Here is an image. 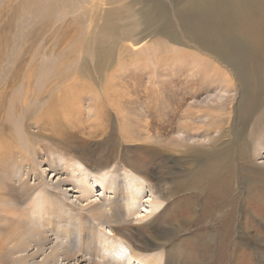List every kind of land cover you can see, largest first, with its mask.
I'll list each match as a JSON object with an SVG mask.
<instances>
[{"label": "rangeland", "instance_id": "obj_1", "mask_svg": "<svg viewBox=\"0 0 264 264\" xmlns=\"http://www.w3.org/2000/svg\"><path fill=\"white\" fill-rule=\"evenodd\" d=\"M192 1L195 0H0V129L10 127L0 137L4 143L9 141L0 148V186L9 193L24 187L29 197L26 201L29 207L36 187L50 189L60 186L62 190H67L69 197L58 198L57 209L49 210L50 216L46 218L56 219L68 206L71 209L69 215L72 210H78L75 222L81 221L77 225L80 226L85 225L82 220L86 217L83 207L87 204H105L113 199V188H109L108 181L106 184L109 178L105 177L110 176V173L118 176V188L127 192L124 193V201H120L124 221L119 218L118 222H111L109 226H96L91 221L89 225L97 229L96 251L91 255L93 264H147L146 258L149 257H154L156 264H264V85H260L263 87L257 97L261 103L256 106L253 101L240 99L247 92L242 88L245 86L238 85L230 69L222 64L216 66V75L212 73L213 64L208 56L200 55V61L197 60L198 63L193 67L184 55L178 53L167 61L166 57L171 53H161L160 46L154 45L150 49L154 51L150 53L153 54L151 57L156 55L155 58L163 64L152 78L147 69L143 70V64L152 63L150 61L153 58L145 59V55L141 56L143 54L129 55L123 51L120 57H115L114 62L108 65V61L98 63L92 51L102 38L104 23L113 25L115 33H126L121 37L119 46L126 42L122 40L124 37L132 35L135 40L144 31L150 32L147 39L150 44H154L160 35L154 36L151 30L158 26L164 28L166 23L168 26L173 25L171 34L182 33L184 21L178 17V13ZM164 3L168 6L165 15L155 21L151 16H155L159 4L165 9ZM211 3L213 8L229 6L237 14L232 20L225 18L224 14L217 16V20L223 19L221 23L227 26L220 37L213 41V45L217 48L222 43L236 45L243 37V24L249 20L248 24L253 26L254 32L248 31L249 36L253 32V38L247 46L253 49L254 56H263L261 40L264 41V22L258 18L263 15V0H249L240 7L235 6L234 0H210ZM209 10L210 7L206 14L203 8L191 11L195 19L187 25L188 31L202 26ZM168 44L170 48H179L170 42ZM182 50L186 55L196 54L191 50ZM243 50V47L238 46L235 52L240 54ZM57 60L66 61L67 66L78 65V73L83 79L99 78L101 93H108L109 85L113 89L114 84L118 87L117 95L131 94L125 101L126 113L118 117L110 109L111 119H108L99 110L93 109L89 98L85 96L80 109L65 106L60 109L59 113L65 115L66 120L62 124L63 128L52 127L55 132H71L68 143L66 140L58 142L55 137L41 138L38 126L31 120H25L22 133H17L9 124L11 104L14 103L21 113L23 105L19 101L25 95V86L30 88L28 94L32 95L26 99L27 107L33 108L31 99H36V95L47 98L45 91L48 87L40 86L41 75L43 78L42 73L49 70L44 68V64L49 66ZM199 65L204 66V69L209 68L205 77L197 72ZM49 80L53 86L60 85L55 76L44 82L47 84ZM107 80L115 82L106 84ZM71 83L72 88L67 91L69 96L75 92L89 94L81 83ZM120 83L126 88H119ZM252 84L256 85V81ZM145 90H148L149 96H157L160 101L158 106L169 105L174 116L154 121L141 106L134 105L136 95L143 97L147 93ZM174 96L179 105L169 103ZM129 101L133 102L131 109L127 106ZM198 104L212 112L211 126L220 125L221 129L236 119L232 136L226 139L233 138L236 141L220 147L221 155L216 159L219 161L220 158L221 164H207L205 171L213 172L198 176L195 181L190 177L193 172H188L194 163L188 164L184 154L188 144L185 143L182 148L179 144L183 142L177 144L176 140L179 132L193 135L194 138L197 134L198 144L209 146L206 140L213 135L211 130L205 131L209 125L207 121L204 120L207 125L201 127L202 124L196 122L198 120L192 123L187 119L204 114L198 111ZM160 113L158 109L152 113V117ZM125 118L132 121L130 125L135 132H130L142 141L125 140L124 128L127 127L122 123ZM51 123L47 124V128H51ZM96 123H101L100 127L103 123L109 125L113 138L102 142L103 130L94 129ZM181 124L201 128L196 127L198 129L184 133ZM73 125L82 131L70 130ZM141 143L145 147L139 149ZM69 147H72L74 156L81 159L79 163L76 160L73 164H66ZM212 151L215 153L218 150ZM220 167L221 172L217 174ZM113 168L120 172H114ZM124 168L127 169L122 170ZM107 169H110L109 174ZM101 185H108L109 191L102 189ZM81 187L90 192L86 201L79 196ZM170 187L172 192L167 194ZM174 187L178 189L174 190ZM130 192L135 196L133 201L126 197ZM119 195H123V192L117 191L115 197ZM160 201L164 202L156 210L155 205ZM160 208H163L160 217L151 221ZM5 210L0 211V228L6 229L5 237L12 239L13 243H19L22 239L19 234L21 231L18 232L19 221L35 223L39 216L19 218L9 214L7 220ZM189 221L198 224L193 226L187 223ZM45 222L50 223L47 235L51 244L65 245V239L56 240L49 232L51 229L56 230L59 222L47 219ZM185 223L191 227L182 231ZM162 229L168 231V241L164 246L140 251L144 240ZM88 234L92 233L87 232L86 236ZM13 243L12 246L17 247ZM32 246L24 253L34 252ZM15 256H6L4 253L0 264H17ZM40 258L38 255L33 260L37 262ZM59 262L64 264L61 260Z\"/></svg>", "mask_w": 264, "mask_h": 264}, {"label": "bare ground", "instance_id": "obj_2", "mask_svg": "<svg viewBox=\"0 0 264 264\" xmlns=\"http://www.w3.org/2000/svg\"><path fill=\"white\" fill-rule=\"evenodd\" d=\"M248 1L249 0H234V4L236 7H240L242 5H245L246 2ZM187 5L188 7L180 10V12L178 13V17L182 20V22L184 21L183 23L184 31L182 32L183 35L178 36L181 35L182 33L179 34L175 33L176 35L171 34L173 25L168 26L166 23L164 28L162 26H158V28H153L151 30V33H153L154 36L160 35L158 38L154 40V44H150L148 42L149 40L147 39V36L149 35L150 32L144 31L140 35V37L135 38V40L132 39V35H128L124 37L122 40H126V42L119 46V43L121 42L120 40L121 37L124 36L126 33L122 31L115 33L116 28L113 25L109 24L108 22H107L108 25L104 23L102 25V29L104 31L102 38L98 42V46L94 50H92L93 52H95V58L97 59L98 63H101L103 61L104 62L108 61L109 62L108 65H111L115 60L114 58L117 56L120 57L123 51L128 52L129 55L143 54L141 56L145 55V59H149V58L152 59L153 57H151V55L153 54L150 53H154V51L151 52L152 50L150 49L154 45L160 46L161 53L165 51L167 53L168 51L171 53L169 56L166 57L167 61L171 60L172 56L178 53L182 56L184 55L183 57H186V59H188L189 61L188 63H192L193 67L196 62L198 63V61H200L199 59L200 55H205L206 57L207 56L209 57V59L213 64L214 71L212 70V73L214 75H216V69H215L216 66L218 65L221 66L223 64L224 67H227L228 69L231 70L238 85L245 86L242 88L247 92V94L245 96L241 95L240 98L241 100L253 101V104L256 106L260 104L261 102L259 101L257 95H259L258 93L260 89L263 87L260 85L261 84L264 85V55L259 57L254 56L253 49L247 46L248 42L252 40L253 32H254L253 26L248 24L249 20L246 21L245 24H243L242 27L244 29V34L242 39L238 40L236 45L230 46V45H226L225 43H222V45L219 48H217L213 45L214 43L213 41L217 40L220 37V35L224 32L227 26L226 23H221L223 19L217 20V16L220 17L223 16L224 14L225 18H231L232 20V18L235 17L237 14L233 13L232 10H230L229 6L213 8L212 3L210 4V0H195ZM164 6L165 9L159 4L155 16L152 15L151 18L154 17L155 21L157 19L163 18L165 15V10L168 7L165 3ZM208 7H210V10L208 12V16H205L204 24H202V26H196L195 28H193L192 31H188L187 25L190 24L191 21L195 19L194 15L191 14V11H198L201 8H203L206 14ZM168 9L170 10V8ZM258 18L260 21L264 22V9H263V15L258 16ZM150 26L153 27V25ZM249 30L253 31L250 36L248 32ZM168 42L172 43L175 46H178L179 48L168 47L169 46ZM238 46H241L244 49L243 52L240 54H237L235 52V50L238 49ZM261 46L264 48V41L262 42V40H261ZM182 49L194 51L196 52V54L186 55L185 54L186 52H184V50ZM155 57L157 56L155 55L153 60L150 61L152 63L143 64V70L147 69L150 72V75H152L151 76L152 78L154 75H157L158 69L163 64V62H161L160 59L158 60ZM211 62H209L210 65H212ZM185 63H187V61ZM44 66H45L44 68H47L49 70L46 73H42L43 78L41 75L40 80H41V84H45L46 86H43L41 84L40 86L42 88L48 87V90L45 91L47 98H45L44 95H36V99H34V97L33 99H31L33 103L32 105L33 108L27 107L26 99H28V97L31 94H28L30 92V88L28 86H25L24 87L25 95H23L19 101V103L23 105V108L21 109V113H19V109L16 108V105L14 103L11 104L10 107L11 116L10 115L8 116L9 124H11V128H14L17 131V133L19 132L22 133L25 120L26 121L31 120L35 123L36 126H38L39 129L38 134L40 135L41 138L55 137V140L58 142H64V140H66V143H68L69 142L68 139L71 137V132L65 133L63 132V130L55 132L52 129V127L58 126L59 128H63L62 124H65L66 120L64 117L65 115L63 116L62 114L59 113L60 109L64 106L67 108L71 107L72 109H80L83 105V99L85 96L89 98L90 104L93 107V109L99 110L100 113H102L104 117H108V119H111V115L109 113L110 109H112L118 117H120V114L126 113V110H124L126 108V102H127L126 100L131 94L117 95L116 91L118 87H116L114 84L112 85L113 89L109 85L110 91L108 93L106 91L105 92L102 91L101 93L102 87H99L101 83L99 78L93 77L92 80L83 79V77L78 73V65L74 64L73 66L71 64V66H67L66 61L59 62V60H57V62L53 63L52 65L48 66V64H44ZM199 67L200 68H197V72H199L200 74L202 73L203 76L205 77V74L209 68L205 67L204 69V66L202 65L201 66L199 65ZM51 74L53 75L51 78L55 76L57 81L60 82V85L53 86L51 80H49L47 84L44 82V80L51 79L50 78ZM69 81L74 83H81L85 87L84 88L85 92L89 94L75 92L73 93V95L69 96L67 91L72 88V83ZM111 81L115 82V80H110V81L107 80L106 84H109V82ZM253 81L254 82L256 81V85L252 84ZM105 82L102 83L105 84ZM248 83L251 84L247 85ZM122 87L126 88V85L120 83L119 88ZM255 87L257 88V90L255 89ZM254 90L256 91L255 93H253ZM145 92L147 93H145L143 97L136 95L137 99L135 102L136 104L134 105L141 106V108L148 113V117H151V119H154V121H160L162 118H169L174 116V112L169 109V105L162 107L158 106V103H160V101L157 98V96L151 97L149 96L150 94L148 93V90H145ZM159 98L162 100L161 97ZM173 98H174L173 100H171L170 98L169 103L173 102L175 105H179V102L175 100V96ZM132 103H133L132 101L128 102L127 106L129 109H131L130 106ZM197 108L199 112L203 111L204 114L203 115L197 114L196 116L193 117L194 119L192 117H188L187 119L192 123L194 122V120L195 121L198 120L196 122L202 124L201 127L209 124L206 126L207 130H205V131L211 130V133L213 135L211 137H208V139L206 138L207 139L206 143L209 146H204L203 145L204 143L198 144L199 140H197L198 137L197 134H195L196 136L194 138L193 135L192 136L183 135L181 132H179L177 134L178 136L176 140L177 144L179 142H183L182 144H179V146L182 148L184 147L185 143L188 144V148L185 149L184 154H186V158H188V164L194 163V166L190 170H188V172H193L190 177H192L195 181L197 180L198 176H204V175L206 176L213 172V171L210 172L205 171V169H207V164L208 165L221 164L220 158L219 161H217L216 159L221 155L219 152L220 147L228 145L229 143H235L236 141L233 138L232 140L229 139L228 141H226V139L229 138V135L232 136V130L234 128L233 125L236 123V119H234L230 125L228 124L229 126L227 127L223 126L221 129H219L220 125H215V126L210 125V121L213 120L212 119L213 114L212 112H208L209 110L208 108L204 109L201 104H198ZM158 109H160L161 115L154 114L157 118L156 117L153 118L152 113L157 112ZM183 116L185 117V115ZM204 120L207 121V124L205 123L206 125L204 124L205 122ZM49 123H51V128H47V124ZM122 123L123 126L127 127V129L124 128L126 131V134L124 135L126 141H134V142L142 141L140 140V138L139 139L135 138V136L132 134L133 132H135L130 125L132 124V121H129L127 118H125L124 121L122 120ZM100 125L101 123H96L95 125L96 127H94V129L103 130L102 136H104V138L102 142L105 141L107 142L111 140L113 138L112 136L113 131L111 132L110 130L111 127L109 125L107 126L105 123H103L102 127H100ZM181 126H182L181 129L184 131V133L188 132L189 130H196L198 128H201L200 126H196L198 127L196 128L195 126H190L186 124L183 125L181 124ZM26 127L27 125L25 126V128ZM169 128H171L170 125ZM9 129L10 127L0 129V137L5 134L6 130ZM72 129H77L78 131H82V129L80 127H76V125L75 126L73 125L70 130ZM130 130L132 133L130 132ZM94 132L95 131L93 130L92 133ZM17 137L18 139H20L19 135ZM10 140L13 141L15 139H10ZM8 142L4 143L0 141V148L4 147L5 146L4 144H7ZM222 143L225 144L221 145ZM142 144L144 143L138 145L139 149L145 147ZM71 150L72 147H69V149L66 152L68 157L65 160L66 164L68 163L73 164V161L76 160H78L76 162L79 163V160L81 159L76 158L74 156L75 153L73 154ZM212 150H218V151L214 153V151ZM81 151H83V149ZM32 168H35V166L32 165ZM221 168L222 167H220L219 170H217V174L221 172ZM125 169L127 168H124L122 170ZM113 170L114 172L116 171V173L120 172L114 168ZM107 171H109L107 172L109 174L110 169H107ZM107 177L109 179H106V184L108 181L109 188L110 187L113 188V199L111 201H107L105 204L102 203L98 205L87 204L85 207H83L82 210L85 212L86 217L83 218L82 220L84 221L85 225H80V226L77 225L81 221L75 222V213H77L78 210H72V214L69 215L68 212L71 211V209L68 206H66L67 210L65 212H60L59 217H57L56 219L52 217L46 218L50 216L48 214L49 210L52 209L53 211L57 209L58 198L61 197L62 199H68L69 197L67 190H62L60 186L54 188L51 187L50 189H47L45 186H42L40 188L36 187L37 191L33 195L34 198L31 199L30 207L28 206L29 202L28 204L26 202L29 200V197L27 195V191L24 190L25 189L24 187H19L17 190L9 193V191L6 188L0 186V211L6 209L4 214L7 215L6 217L7 220H9L8 219L9 214L11 216H16L19 218L25 217L26 215L29 217L30 215H35L36 217L39 216L36 219L35 223L27 222L26 220L19 221L18 232L21 231L19 234L22 237L19 243H13L12 239L5 237L4 235L6 233V229L0 228V260H2L3 255L5 253L6 256L12 254L16 255L14 257V260L17 264H60L59 262L60 260L64 264H93L91 255L96 251L95 246L97 244H95V242L97 237L95 230L97 229L90 226L91 221L93 224H96V226H100L102 224H108L109 226V223L111 222H118L119 218L120 219L122 218L121 221H124L122 216L123 208L121 207L122 205H120V201L121 203L124 201L122 199H124L125 197L124 193L127 192L126 190L118 188V183H119L118 176H116L114 173H110V176H106L105 178ZM0 182H2V180H0ZM108 185L106 187H103L101 185L102 189L109 191ZM31 189L32 188L30 187V190ZM173 189L175 190L178 188L174 187ZM90 190L91 192L93 191L92 186L90 187ZM117 191L118 192L122 191L123 195H119V197L118 196L115 197ZM171 192H172V188L170 187L167 189V194H170ZM89 194H90L89 191H85L81 187L79 192V196L81 199L86 201V197ZM127 196L130 201L135 200V196L132 195V192H130V194L128 193L126 197ZM162 202L164 201H160L155 205L156 210L160 207ZM162 210L163 208H160V210L154 215L151 221L160 217V213L162 212ZM46 214L47 216H45ZM46 219L49 220L50 222L51 221L59 222L58 227L55 228L56 230L51 229L49 232H52L51 234L55 236L56 240H60L61 238L65 239L66 240L65 245L51 244L50 242L51 239L49 240V236L47 235L48 234L47 226L50 223L45 224ZM187 223H190L193 226L198 224L195 221H189ZM29 225H32L33 228H30ZM183 225H182L183 228L182 231H187L191 227L186 223L184 227ZM87 232L92 234H88L86 236ZM167 235H168V231H166V229L157 231L151 238H146L144 240L142 247L139 248L141 249L140 251H151L152 249H156L159 246H164L165 242L168 241V239L166 238ZM24 238L26 241L24 240ZM12 243L17 247L12 246ZM30 245H33L32 247L35 249V251L32 253H24L27 252ZM38 255L41 256L40 261L35 262L33 258L34 257L38 258ZM146 260H147L146 261L147 264H156V260L154 259V257L146 258ZM108 263L110 264V262Z\"/></svg>", "mask_w": 264, "mask_h": 264}]
</instances>
